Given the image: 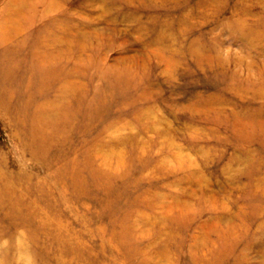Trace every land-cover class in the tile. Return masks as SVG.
<instances>
[{
  "label": "rangeland",
  "instance_id": "374dc122",
  "mask_svg": "<svg viewBox=\"0 0 264 264\" xmlns=\"http://www.w3.org/2000/svg\"><path fill=\"white\" fill-rule=\"evenodd\" d=\"M0 30V264H264V0H0ZM54 46L82 100L43 138Z\"/></svg>",
  "mask_w": 264,
  "mask_h": 264
},
{
  "label": "bare ground",
  "instance_id": "6f19581e",
  "mask_svg": "<svg viewBox=\"0 0 264 264\" xmlns=\"http://www.w3.org/2000/svg\"><path fill=\"white\" fill-rule=\"evenodd\" d=\"M18 32L19 31L17 29H14L10 34V30H9L8 31L9 35L6 37L8 39L7 41L15 40ZM16 49L17 48L13 49V50H15L14 51L15 53L17 52ZM54 49L58 50L59 48H56V46H54ZM59 50H61V49H59ZM63 60H64V57H63L62 50H61L60 54H59V52H57V54L53 58H51L50 60H47L45 58H41L40 63L42 65H44V68H43V70H41L39 72V75L35 74L31 70L28 71V80L27 81H28L29 85H27V88H26L27 99L32 100L33 98L38 97L40 100H47V101L43 102L42 104L37 105L34 109L33 114H32L33 115V125H34L33 129H36L37 132H39L43 136V138H45V133H47V132L60 131L61 135H62L64 132H67L68 130L71 131L72 129L76 128V126H77L75 122L77 120V115H78V112L80 110L79 104L82 100V98L80 96H77V94H79L78 90H77L79 87H77L75 84L67 85V86L62 85V87L58 88L57 90H54V86L56 85V82L59 81V79L62 76L61 75L62 74V72H61L62 68H60V62ZM14 65L15 64H13L12 66H14ZM102 77H103V75H102ZM52 90L55 91V95L53 94L54 99H52V101H48L47 96H48L49 92H51ZM57 92H58V94H56ZM94 112H96V111H94ZM137 120H138V118H137ZM90 121H91V118L87 122H84L83 125H81V124L78 125L79 127L77 129L83 130L86 126H89L88 123ZM103 145L108 146V143L105 142ZM48 146H49V144H48ZM48 146L43 145V148H39L40 151H38V152H44L46 148L48 149ZM98 146L99 145L95 144L94 151L97 150L96 152H98ZM35 153L37 154V151H35ZM105 156H107V154H105ZM83 161H84V159H83ZM118 163H119V161L117 162V164ZM83 164H84V162H83ZM106 164L109 166L112 165L108 156L105 157L100 163V165H106ZM104 176L105 177L100 176V175L96 176L98 178L97 180H103V181L99 182L102 185H103L104 181L108 180V176H106V175H104ZM62 178L63 177H61V180H62ZM72 178L74 180L73 183L76 184L77 183L76 181L79 180L78 173L73 172ZM21 198L20 199L16 198V200L12 202V206L14 207L13 208L14 210L12 209L13 211L18 210L19 212H22L21 207L23 205L25 207L28 206V205L26 206L24 199H21ZM33 209H36V208H33ZM36 212L37 211L35 210V214H36ZM35 214H33V217ZM8 215H10L11 217L13 216V214H8ZM29 217L33 218L32 215H29ZM16 220H20V221L25 222L24 216L21 213H18L17 215H15V221ZM41 221H42L41 222V224H42L43 222H45V219L41 218ZM0 233H5V232H3V230H0ZM122 233L126 234L125 231H122ZM203 235H204V233H203ZM232 244H233V242H232ZM21 247H20V251L25 252L26 249L23 246H21Z\"/></svg>",
  "mask_w": 264,
  "mask_h": 264
}]
</instances>
